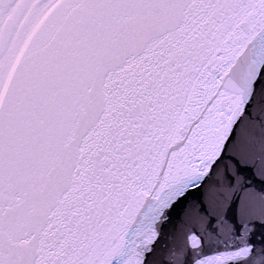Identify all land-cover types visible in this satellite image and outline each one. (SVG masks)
I'll return each mask as SVG.
<instances>
[{
    "label": "snow or ice",
    "instance_id": "1",
    "mask_svg": "<svg viewBox=\"0 0 264 264\" xmlns=\"http://www.w3.org/2000/svg\"><path fill=\"white\" fill-rule=\"evenodd\" d=\"M247 165L264 183V0H0V264H153L206 186L264 224ZM188 239L160 264H264Z\"/></svg>",
    "mask_w": 264,
    "mask_h": 264
},
{
    "label": "water",
    "instance_id": "2",
    "mask_svg": "<svg viewBox=\"0 0 264 264\" xmlns=\"http://www.w3.org/2000/svg\"><path fill=\"white\" fill-rule=\"evenodd\" d=\"M225 162L231 161L226 157ZM232 171L237 176V186L251 181L252 189L259 191L264 188L258 168L247 165L242 170L233 168ZM220 173L223 177L224 164L220 166ZM216 179L214 175L209 185L215 184ZM207 191V186L199 191H192L185 200L172 209L168 223L163 226L156 254L151 258L153 264H160L164 252L161 245L165 243L169 247L188 251L190 234H196L201 238L200 248L194 251H202L203 255L208 257L235 250L233 245L238 243L236 239L238 235H243L257 254L264 250V224L242 215L239 201L231 197L212 199L207 196ZM258 258L257 255L256 259ZM248 259L251 261L252 257Z\"/></svg>",
    "mask_w": 264,
    "mask_h": 264
}]
</instances>
